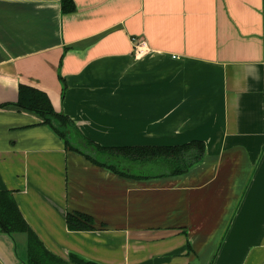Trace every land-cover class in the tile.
<instances>
[{
  "label": "crops",
  "instance_id": "obj_1",
  "mask_svg": "<svg viewBox=\"0 0 264 264\" xmlns=\"http://www.w3.org/2000/svg\"><path fill=\"white\" fill-rule=\"evenodd\" d=\"M73 2L0 0V191L37 240L0 229V264H264V0ZM20 84L101 146L205 151L180 174H116L17 107Z\"/></svg>",
  "mask_w": 264,
  "mask_h": 264
},
{
  "label": "trees",
  "instance_id": "obj_2",
  "mask_svg": "<svg viewBox=\"0 0 264 264\" xmlns=\"http://www.w3.org/2000/svg\"><path fill=\"white\" fill-rule=\"evenodd\" d=\"M60 4L63 13L75 10L73 0H60ZM5 105L0 104V107ZM15 105L39 116L41 123L50 126L68 149L82 154L95 165L106 167L126 177L149 178L152 176L150 175L152 171L158 168L168 169L170 175L180 174L193 162L199 161L205 151V144L198 140L173 146H101L85 137L69 116L55 111L44 91L29 85L18 86V98ZM66 222L67 226L75 231L92 230L94 225L93 218L81 212H68ZM0 229L7 232H25L29 254H32L37 246L35 235L8 191H0ZM69 261L72 264H98L77 255H71Z\"/></svg>",
  "mask_w": 264,
  "mask_h": 264
},
{
  "label": "built area",
  "instance_id": "obj_3",
  "mask_svg": "<svg viewBox=\"0 0 264 264\" xmlns=\"http://www.w3.org/2000/svg\"><path fill=\"white\" fill-rule=\"evenodd\" d=\"M132 40L134 42V55L136 58L145 55L149 51L145 40L138 38H133Z\"/></svg>",
  "mask_w": 264,
  "mask_h": 264
},
{
  "label": "rangeland",
  "instance_id": "obj_4",
  "mask_svg": "<svg viewBox=\"0 0 264 264\" xmlns=\"http://www.w3.org/2000/svg\"><path fill=\"white\" fill-rule=\"evenodd\" d=\"M22 235H24V234H22Z\"/></svg>",
  "mask_w": 264,
  "mask_h": 264
}]
</instances>
